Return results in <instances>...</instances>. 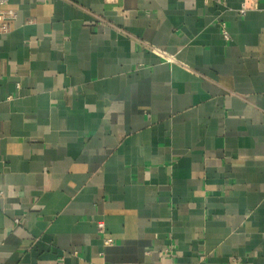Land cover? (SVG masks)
Masks as SVG:
<instances>
[{
  "label": "crops",
  "instance_id": "1",
  "mask_svg": "<svg viewBox=\"0 0 264 264\" xmlns=\"http://www.w3.org/2000/svg\"><path fill=\"white\" fill-rule=\"evenodd\" d=\"M8 10L0 264H264V0Z\"/></svg>",
  "mask_w": 264,
  "mask_h": 264
},
{
  "label": "built area",
  "instance_id": "2",
  "mask_svg": "<svg viewBox=\"0 0 264 264\" xmlns=\"http://www.w3.org/2000/svg\"><path fill=\"white\" fill-rule=\"evenodd\" d=\"M8 0H0V7H2L3 5H5L7 3ZM220 0H217V2H219ZM247 9V6L246 4H242L240 10H239V13L240 14H243ZM15 18V14L13 11H0V32H6L8 30V27H7V23L11 20H14ZM221 29V32H222V36L224 38H227V30H226V27L224 25H221L220 27ZM97 228L99 230V232H102L103 231V224L102 223H97ZM107 243H109L107 241ZM167 254H170V250H165L164 252V255H167Z\"/></svg>",
  "mask_w": 264,
  "mask_h": 264
}]
</instances>
